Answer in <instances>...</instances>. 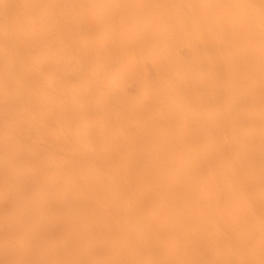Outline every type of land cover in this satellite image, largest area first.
<instances>
[{
    "label": "bare ground",
    "instance_id": "bare-ground-1",
    "mask_svg": "<svg viewBox=\"0 0 264 264\" xmlns=\"http://www.w3.org/2000/svg\"><path fill=\"white\" fill-rule=\"evenodd\" d=\"M259 4L0 0V262L261 264Z\"/></svg>",
    "mask_w": 264,
    "mask_h": 264
},
{
    "label": "snow or ice",
    "instance_id": "snow-or-ice-1",
    "mask_svg": "<svg viewBox=\"0 0 264 264\" xmlns=\"http://www.w3.org/2000/svg\"><path fill=\"white\" fill-rule=\"evenodd\" d=\"M246 7H256L254 4L246 5ZM260 16H261V56L262 61H264V0H260L259 4ZM262 119H264V79H262ZM262 224H264V214H262ZM0 264H44V262H28V261H10L5 260L0 262ZM87 264H106V262L92 261L87 262ZM264 264V261L261 262Z\"/></svg>",
    "mask_w": 264,
    "mask_h": 264
}]
</instances>
